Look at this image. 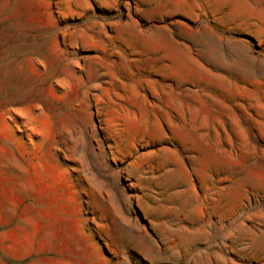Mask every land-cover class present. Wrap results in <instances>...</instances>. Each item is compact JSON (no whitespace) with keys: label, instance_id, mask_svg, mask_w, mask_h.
<instances>
[{"label":"rangeland","instance_id":"374dc122","mask_svg":"<svg viewBox=\"0 0 264 264\" xmlns=\"http://www.w3.org/2000/svg\"><path fill=\"white\" fill-rule=\"evenodd\" d=\"M0 264H264V0H0Z\"/></svg>","mask_w":264,"mask_h":264}]
</instances>
